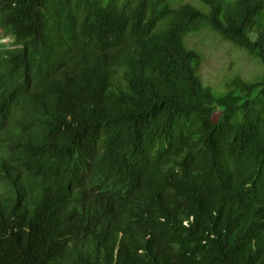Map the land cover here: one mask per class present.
Listing matches in <instances>:
<instances>
[{"label": "trees", "instance_id": "16d2710c", "mask_svg": "<svg viewBox=\"0 0 264 264\" xmlns=\"http://www.w3.org/2000/svg\"><path fill=\"white\" fill-rule=\"evenodd\" d=\"M19 1L23 54L0 61V187L24 202L0 209V259L16 255L14 204L43 245L68 232L61 264H264V75L218 92L189 45L209 29L264 67V0ZM85 179L102 198L74 212Z\"/></svg>", "mask_w": 264, "mask_h": 264}, {"label": "clouds", "instance_id": "9594fccd", "mask_svg": "<svg viewBox=\"0 0 264 264\" xmlns=\"http://www.w3.org/2000/svg\"><path fill=\"white\" fill-rule=\"evenodd\" d=\"M12 2L15 3V6L8 7L6 5H3L5 3V0H0V61L3 62H12L14 60L17 61V58L22 56L23 54V52H20L21 48H24V45L20 44L19 42L20 35L18 34L13 23L12 12L16 9L29 10L27 7L28 4L24 1L19 0H17L16 2L12 0ZM38 12L40 13V25H43L46 19L44 16L46 11L42 7V11L40 9ZM80 17L81 15L79 16V18ZM79 18L77 20H79ZM33 53L34 55L40 54L43 58L44 52L42 46L39 45L37 48L33 49ZM34 84L35 81L33 80L31 81L30 86L32 87ZM21 101L22 97L20 98L18 105L21 103ZM6 188L7 185H2L0 187V197L2 199V201L0 202V209L6 210L7 208H9V201H11V198L14 199L15 202L23 205V197H14L13 195H8L6 192ZM73 189L74 191L71 190L68 202L70 204L69 209L73 210L74 212L77 211L74 206L77 202H80L84 206H88V204L93 205L94 201L101 200L97 198H102L96 195L102 192H100L97 187L91 185V179H85V182L82 181L78 183L73 187ZM106 206V203L103 201L100 214L104 215ZM10 208L13 214H7V218L11 223L9 233L13 236L11 248L16 255L13 259H10L6 254V257L0 259V264H61V262H63V259L67 256L71 244H73L71 243V240H68V232L64 233L57 239V244L55 245V247H52L49 244L43 245L42 239L39 237V235L36 232L33 233L29 222L23 219L22 210L24 208L16 207L14 204ZM106 214H108V210L106 211ZM100 217L101 215L92 213L90 218V226H96ZM29 238L32 241L30 243H26V240ZM40 247L44 248L45 257L37 262L33 260V256L37 254V252H39ZM25 256L31 257L32 262L25 263Z\"/></svg>", "mask_w": 264, "mask_h": 264}, {"label": "rangeland", "instance_id": "374dc122", "mask_svg": "<svg viewBox=\"0 0 264 264\" xmlns=\"http://www.w3.org/2000/svg\"><path fill=\"white\" fill-rule=\"evenodd\" d=\"M194 1L198 7H202L197 0ZM192 49L203 54L202 64L205 83L218 92L224 88L226 83L235 78H242L246 82H255L264 75L263 65L256 59L249 57L247 53L224 42L219 36L205 29L189 40Z\"/></svg>", "mask_w": 264, "mask_h": 264}]
</instances>
